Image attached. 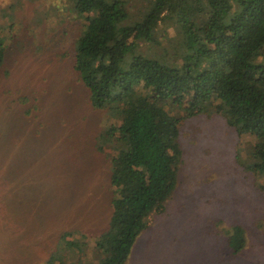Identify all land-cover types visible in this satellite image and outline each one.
Segmentation results:
<instances>
[{"label": "rangeland", "instance_id": "rangeland-1", "mask_svg": "<svg viewBox=\"0 0 264 264\" xmlns=\"http://www.w3.org/2000/svg\"><path fill=\"white\" fill-rule=\"evenodd\" d=\"M130 1L136 13L141 3ZM67 8L65 0H0L10 71L0 81V264H47L66 232L74 234L69 245L81 242L71 256L93 264L96 237L110 222L119 168L105 149L110 115L90 106L77 81L82 22ZM163 33L164 44L150 52L171 59L175 31ZM254 61L263 63L264 53ZM179 141L176 190L165 213L149 218L127 264H264V184L237 159L245 162L253 140L221 116H200L185 123ZM235 225L245 231L238 253L229 246Z\"/></svg>", "mask_w": 264, "mask_h": 264}, {"label": "trees", "instance_id": "trees-1", "mask_svg": "<svg viewBox=\"0 0 264 264\" xmlns=\"http://www.w3.org/2000/svg\"><path fill=\"white\" fill-rule=\"evenodd\" d=\"M65 1L82 22L73 70L90 106L109 113L105 149L119 162L93 264H127L149 218L165 213L178 184L181 129L190 119L221 116L239 138L250 137L252 153L244 163L237 159L264 184V62L254 61L264 53V0H138L136 13L130 0ZM164 31H175L171 59L150 52L164 44ZM2 37L0 81L10 76ZM232 229L229 246L238 253L245 231ZM71 235H62L47 264L82 263L71 256L82 251L80 240L68 244Z\"/></svg>", "mask_w": 264, "mask_h": 264}]
</instances>
